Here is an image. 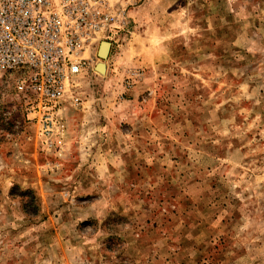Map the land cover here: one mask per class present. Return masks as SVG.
<instances>
[{
	"label": "rangeland",
	"instance_id": "rangeland-1",
	"mask_svg": "<svg viewBox=\"0 0 264 264\" xmlns=\"http://www.w3.org/2000/svg\"><path fill=\"white\" fill-rule=\"evenodd\" d=\"M111 2L52 148L0 79V264H264V0Z\"/></svg>",
	"mask_w": 264,
	"mask_h": 264
},
{
	"label": "built area",
	"instance_id": "built-area-1",
	"mask_svg": "<svg viewBox=\"0 0 264 264\" xmlns=\"http://www.w3.org/2000/svg\"><path fill=\"white\" fill-rule=\"evenodd\" d=\"M111 0H0V79L26 108L44 147L66 131L78 78L103 42L128 29Z\"/></svg>",
	"mask_w": 264,
	"mask_h": 264
},
{
	"label": "water",
	"instance_id": "water-1",
	"mask_svg": "<svg viewBox=\"0 0 264 264\" xmlns=\"http://www.w3.org/2000/svg\"><path fill=\"white\" fill-rule=\"evenodd\" d=\"M105 43L108 45V50H107L106 52H102V49H100V50L98 51V56H99V58H100L101 60H107L108 57H109V55H110V53H111V49H112V45H111V43H109V42H103L102 44H105ZM98 67H99L98 69H99L101 72H104V70H105V64L101 63V64H99Z\"/></svg>",
	"mask_w": 264,
	"mask_h": 264
},
{
	"label": "bare ground",
	"instance_id": "bare-ground-1",
	"mask_svg": "<svg viewBox=\"0 0 264 264\" xmlns=\"http://www.w3.org/2000/svg\"><path fill=\"white\" fill-rule=\"evenodd\" d=\"M110 43V42H109ZM102 49V52H106L108 50V45L105 43V44H101L99 46V50Z\"/></svg>",
	"mask_w": 264,
	"mask_h": 264
}]
</instances>
